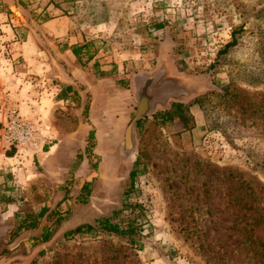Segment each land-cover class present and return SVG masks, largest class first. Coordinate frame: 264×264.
Returning <instances> with one entry per match:
<instances>
[{
	"label": "rangeland",
	"instance_id": "1",
	"mask_svg": "<svg viewBox=\"0 0 264 264\" xmlns=\"http://www.w3.org/2000/svg\"><path fill=\"white\" fill-rule=\"evenodd\" d=\"M19 1L44 19L55 1L66 4L61 11L74 35L63 47H85L69 49L66 59L84 77L76 79L83 96L70 101L79 114L69 118L92 129L93 102V115L106 123L82 130L87 144L77 155V145L66 144L49 157L48 167L70 170L52 184L37 161L42 151L21 153L0 140V262L264 264V0ZM233 31L237 45L213 66ZM11 41L0 38V134L13 104L43 122L38 107L22 110L30 83L49 79L62 88L54 77L26 72ZM106 74L113 92L92 95L89 86ZM153 84L168 94L147 115L208 96L190 106L188 126L150 118L143 133L133 129V142L129 125L148 111ZM126 201L144 209L142 248L115 235L67 234Z\"/></svg>",
	"mask_w": 264,
	"mask_h": 264
},
{
	"label": "crops",
	"instance_id": "2",
	"mask_svg": "<svg viewBox=\"0 0 264 264\" xmlns=\"http://www.w3.org/2000/svg\"><path fill=\"white\" fill-rule=\"evenodd\" d=\"M2 7L4 10H2ZM52 7L51 9L48 8L50 9L49 18H47L46 13H44L43 16H46V19H44L40 18L41 16L34 14L32 11L28 13L19 0H0V38L12 40L10 44H8V47L15 56H20L25 59L26 72H39L44 75L46 79L47 77H54L55 80H60V88L62 86L60 91L55 87H51L48 81L49 79H47L46 82L41 80V82L30 83L32 92L26 94L24 97V106L22 105L23 112H28L31 108L38 107L43 122L49 123L52 127L54 125L56 128L48 144L44 147L42 152L37 155V161H39L43 170L46 171L45 175H43L48 178L47 180L51 184L53 180L60 181L70 170L64 171L61 174L59 171L48 167L49 157L57 153L61 147L63 149L66 144H76V154H74L77 155L78 150L85 148L87 144L81 137L82 130H84V133H88L96 128L97 125L100 124L102 126L106 123L102 118H97L93 115L91 111L93 110V102L90 108L89 119L91 123L90 128L92 129H83L82 127H84L85 124H73V119L69 118V114H73V112L76 115L79 114L78 109L71 107L70 101H75V98L76 101H78L81 99V96H83V91L79 90L77 86L78 83L82 82V78L84 77L80 73V69L66 62V59L70 61L68 54L69 49H71L72 53H75L81 50L84 51L85 47L83 49L71 47L68 51L65 50L63 47V45H66L65 37L67 35H74L67 27L71 19L65 14H62L61 11V8L64 9L66 4H60L55 1ZM22 26H25V29ZM79 46L82 47V45ZM91 63H93V61L89 62V64ZM65 64H67V66ZM70 65L73 67H69ZM109 79L110 76L108 74L97 78L96 81L89 86V92L93 95L94 89L100 91L106 89L112 93L113 89L110 84L111 81H108ZM45 83L49 89H53L51 93H48L45 89ZM28 88L29 86L27 89ZM35 90L38 91L37 94ZM119 91L130 92L129 89ZM72 94L74 96H72ZM126 120L127 118L124 117L121 123L128 124ZM116 122L119 126L121 125L118 121H114V124ZM87 128H89V125ZM124 143L125 137L124 141L120 143V146H123ZM52 175L54 179L50 177ZM5 260L6 259L3 260V264H5ZM0 264L2 263L0 262Z\"/></svg>",
	"mask_w": 264,
	"mask_h": 264
},
{
	"label": "trees",
	"instance_id": "3",
	"mask_svg": "<svg viewBox=\"0 0 264 264\" xmlns=\"http://www.w3.org/2000/svg\"><path fill=\"white\" fill-rule=\"evenodd\" d=\"M158 28H162L163 24H157ZM236 31L232 32V40L225 45L218 51V56L216 58L215 64L216 66L221 63L223 57L227 56L232 48L237 45V38H236ZM212 66V67H213ZM225 91L227 92V88ZM162 91V90H161ZM162 93V92H161ZM208 96L205 94L200 97H195L192 104H199L203 105L204 99ZM161 100V99H160ZM142 102V100L140 101ZM190 104L185 103L182 100L173 101L170 107H163L161 109L154 110L149 115L145 114H137L134 118L133 122L130 123V127L132 134L133 129H136L140 134L143 133L147 128V122H155L161 124L162 126L168 123H175V122H183L185 126H188L189 122L191 121V116L189 113ZM145 106L143 103L142 105L138 106L137 109L140 107ZM149 108V104L147 106ZM93 134V133H92ZM131 179V187H133L134 180H135V171L131 172L130 175ZM130 191L127 190L125 193L126 199L130 196ZM144 209L142 205L138 202L131 203L130 201H126L118 210H114L113 213L109 216H101L94 220L93 223H84L79 225L76 229L69 231L67 234L69 235H90V236H106V235H115L121 238H125L132 246H136L137 248H142V245H138V237L141 234V226L138 224V219L143 215ZM137 238V239H136Z\"/></svg>",
	"mask_w": 264,
	"mask_h": 264
},
{
	"label": "built area",
	"instance_id": "4",
	"mask_svg": "<svg viewBox=\"0 0 264 264\" xmlns=\"http://www.w3.org/2000/svg\"><path fill=\"white\" fill-rule=\"evenodd\" d=\"M35 114L24 117L16 105L6 114L0 140L9 147H16L21 153L38 154L54 134L51 125L38 121Z\"/></svg>",
	"mask_w": 264,
	"mask_h": 264
},
{
	"label": "flooded vegetation",
	"instance_id": "5",
	"mask_svg": "<svg viewBox=\"0 0 264 264\" xmlns=\"http://www.w3.org/2000/svg\"><path fill=\"white\" fill-rule=\"evenodd\" d=\"M151 83H149V85H150ZM161 89L162 90V93H152V91L154 90V89ZM166 94H168L167 93V91H165L164 89H163V87L161 86V87H158V86H156L155 84H153V86H151V88H150V92L148 93V95H149V97H147L146 95H145V98H149L150 100H153V99H158L157 101L159 102V101H162V100H160V98H162V96H164V95H166Z\"/></svg>",
	"mask_w": 264,
	"mask_h": 264
},
{
	"label": "water",
	"instance_id": "6",
	"mask_svg": "<svg viewBox=\"0 0 264 264\" xmlns=\"http://www.w3.org/2000/svg\"><path fill=\"white\" fill-rule=\"evenodd\" d=\"M141 92V91H140ZM161 93L162 91H161V89H154L153 91H152V93ZM141 96V94L139 93V97ZM163 98H165V97H163ZM139 100H140V98H139ZM158 99H153V100H151L150 101V103H149V109H148V111H147V113L146 114H148L149 112H151L152 110H153V106H154V103L157 101ZM130 132L132 133V131H131V128H130ZM132 140H133V142H134V138H133V134H132ZM134 145V144H133ZM123 146H126V140H125V143H124V145ZM134 149V148H133Z\"/></svg>",
	"mask_w": 264,
	"mask_h": 264
}]
</instances>
